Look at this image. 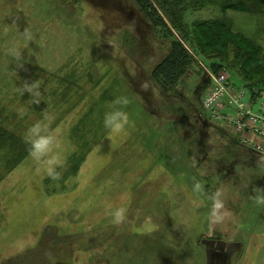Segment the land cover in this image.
<instances>
[{"label": "rangeland", "instance_id": "rangeland-1", "mask_svg": "<svg viewBox=\"0 0 264 264\" xmlns=\"http://www.w3.org/2000/svg\"><path fill=\"white\" fill-rule=\"evenodd\" d=\"M228 14L264 45L260 19ZM219 15L205 7L185 20ZM171 43L135 0H0V121L13 117L9 128L28 142L33 130L55 135L64 160L51 180L31 153L10 173L0 158V264H239L264 231L255 199L264 194V156L202 106L214 50L190 48L194 60L178 85H157L151 73ZM234 71L214 72L227 73L250 102L252 86ZM26 81L41 82L39 104L20 91ZM117 96L131 101L130 124L110 138L102 120ZM79 135L88 140L81 159ZM218 191L225 218L216 224ZM206 239L231 244L224 262L211 261ZM258 253L264 264V246L244 264Z\"/></svg>", "mask_w": 264, "mask_h": 264}, {"label": "trees", "instance_id": "trees-1", "mask_svg": "<svg viewBox=\"0 0 264 264\" xmlns=\"http://www.w3.org/2000/svg\"><path fill=\"white\" fill-rule=\"evenodd\" d=\"M141 12L156 28L172 38L166 55L153 67L151 76L165 92L174 88L191 67L194 56L190 48L214 50L210 63L212 71L230 68L252 88L257 87L264 95V45L257 37L246 35L234 28V20L228 14L239 11L255 16L260 25L264 23V0H135ZM205 7L219 8L221 15L207 19L185 20L188 11ZM168 21V22H167ZM179 35L177 38L176 34ZM208 54V53H207ZM210 53V55H212ZM13 117L0 121V158L5 161L2 168L10 173L31 153V143L9 128ZM7 121V122H6ZM86 128L85 121L82 124ZM80 130V126L74 131ZM77 139L79 151L74 158H82L88 144L86 135ZM73 163V162H72ZM77 165L74 167V170ZM54 234H52L53 236ZM74 237L64 248H71ZM58 240L59 238L56 237ZM57 242V241H55ZM59 246V243L57 242ZM67 251V250H66Z\"/></svg>", "mask_w": 264, "mask_h": 264}, {"label": "clouds", "instance_id": "clouds-1", "mask_svg": "<svg viewBox=\"0 0 264 264\" xmlns=\"http://www.w3.org/2000/svg\"><path fill=\"white\" fill-rule=\"evenodd\" d=\"M15 55H19L15 53ZM145 89L148 88V84L143 85ZM20 91L22 93H28L33 102L39 104L41 102V82L40 81H26ZM131 103L127 96H117L112 101V104L103 114L102 124L103 127L112 135L122 134L127 126L130 124V117L127 111L128 105ZM40 126L38 125L37 128ZM33 138L31 143V155L37 163V172L43 173L46 178L51 180L60 179V169L63 167L64 160L60 154L61 142L58 138L51 134H41L39 131L33 130ZM202 185L200 182H196L193 191L200 192ZM222 192H216L213 196L212 207L210 210V221L212 223L219 224L225 218L224 201L222 199ZM256 202L264 204V194H257ZM115 222L119 223L123 218L122 210H117L114 214Z\"/></svg>", "mask_w": 264, "mask_h": 264}, {"label": "built area", "instance_id": "built-area-1", "mask_svg": "<svg viewBox=\"0 0 264 264\" xmlns=\"http://www.w3.org/2000/svg\"><path fill=\"white\" fill-rule=\"evenodd\" d=\"M211 86L202 97V105L210 118L238 135L240 143L264 156V110L254 111L253 105L264 95L252 88L250 102L246 91L236 90L225 72L208 70ZM264 108V100L262 101Z\"/></svg>", "mask_w": 264, "mask_h": 264}, {"label": "crops", "instance_id": "crops-1", "mask_svg": "<svg viewBox=\"0 0 264 264\" xmlns=\"http://www.w3.org/2000/svg\"><path fill=\"white\" fill-rule=\"evenodd\" d=\"M263 246H264V231H262V233H260V234H258V233L253 234L251 239H250V242L247 246L249 250L247 249L246 254L240 258L239 264H244L248 260V251L250 254L252 249H255V252H256V248H258V247L261 248ZM259 253L256 254L255 258H254V255L251 256L253 258V259H251V264H254V263L259 264L260 263L259 257H261V255Z\"/></svg>", "mask_w": 264, "mask_h": 264}, {"label": "water", "instance_id": "water-1", "mask_svg": "<svg viewBox=\"0 0 264 264\" xmlns=\"http://www.w3.org/2000/svg\"><path fill=\"white\" fill-rule=\"evenodd\" d=\"M227 173L229 174L230 170H227ZM203 244H205V245L210 247V258H211V261L214 260V258L217 255V253L226 252L231 247V244H228L227 242H225V241H223L221 239H219V240L206 239V240H203Z\"/></svg>", "mask_w": 264, "mask_h": 264}, {"label": "flooded vegetation", "instance_id": "flooded-vegetation-1", "mask_svg": "<svg viewBox=\"0 0 264 264\" xmlns=\"http://www.w3.org/2000/svg\"><path fill=\"white\" fill-rule=\"evenodd\" d=\"M227 252H223V253H217V255L215 256V258L216 259H219V263H221L220 261H222V260H224L225 259V254H226ZM222 262H224V261H222Z\"/></svg>", "mask_w": 264, "mask_h": 264}]
</instances>
